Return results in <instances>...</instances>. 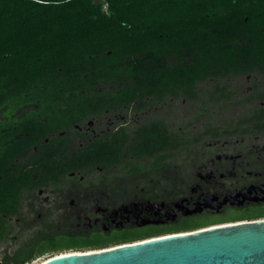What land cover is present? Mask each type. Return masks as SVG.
Returning <instances> with one entry per match:
<instances>
[{
  "label": "trees",
  "instance_id": "obj_1",
  "mask_svg": "<svg viewBox=\"0 0 264 264\" xmlns=\"http://www.w3.org/2000/svg\"><path fill=\"white\" fill-rule=\"evenodd\" d=\"M247 75L264 77V0H0V239L8 231L2 215L16 206V185L32 175L10 169L22 146L39 145L51 130L104 103L165 92L192 97L199 81L211 78L224 88L219 79ZM108 85L112 90L104 92ZM252 87L264 99L260 86ZM263 218L264 210L253 209L220 222ZM214 223L181 217L139 230L57 234L7 260L24 264L45 251L104 249Z\"/></svg>",
  "mask_w": 264,
  "mask_h": 264
},
{
  "label": "flooded vegetation",
  "instance_id": "obj_2",
  "mask_svg": "<svg viewBox=\"0 0 264 264\" xmlns=\"http://www.w3.org/2000/svg\"><path fill=\"white\" fill-rule=\"evenodd\" d=\"M232 78L218 80L224 88L211 78L199 81L192 97L165 92L141 102L104 103L100 111L51 130L39 145L22 146L10 169L25 179L32 175L16 185V206L12 215H2L8 231L0 242L22 218L100 223L99 229L109 231L165 225L181 217H204L219 225L249 210H264V150L248 151V157L224 150L231 139L264 137V99L252 81L246 88L232 87L227 83ZM260 89L264 92V86ZM240 104L247 110L227 117L226 109ZM28 110L24 105L20 113ZM205 143L215 155L204 171L184 176L166 167L172 154L197 152ZM44 145L47 149L40 151ZM117 172L139 175L151 186L134 184L131 193L122 184L107 183ZM155 176L169 182L158 194Z\"/></svg>",
  "mask_w": 264,
  "mask_h": 264
},
{
  "label": "water",
  "instance_id": "obj_3",
  "mask_svg": "<svg viewBox=\"0 0 264 264\" xmlns=\"http://www.w3.org/2000/svg\"><path fill=\"white\" fill-rule=\"evenodd\" d=\"M40 264H264V218L64 254Z\"/></svg>",
  "mask_w": 264,
  "mask_h": 264
},
{
  "label": "rangeland",
  "instance_id": "obj_4",
  "mask_svg": "<svg viewBox=\"0 0 264 264\" xmlns=\"http://www.w3.org/2000/svg\"><path fill=\"white\" fill-rule=\"evenodd\" d=\"M105 10V6L103 7ZM250 82L263 87L264 86V77H250ZM247 80V77H233L227 83L231 84L232 87L246 88L250 85V82ZM241 93L240 91L237 94ZM232 102V99L231 101ZM178 106V105H177ZM181 112L186 111V107L178 106ZM246 106L244 104L232 105L229 106L225 112L228 116H232L233 113L245 112ZM185 119V118H184ZM189 120V119H188ZM181 121V118H179ZM179 121L177 123H179ZM242 139V140H241ZM205 143L203 147H199L196 151H187V152H176L172 154L167 163V168L171 169L173 172L180 173L184 176L191 174V172H202L208 167V164H214V155L213 149L207 147ZM223 144V143H222ZM221 148V144L218 145ZM224 150L235 152L239 155V152H243V156H251L246 153L248 151L255 150H264V137L256 140L253 136L241 137L240 139H231L225 143ZM238 160V159H237ZM236 160V161H237ZM171 171V172H172ZM170 172V171H169ZM231 172H227L226 175L230 177ZM206 175V174H205ZM157 176H155L156 184L154 185L155 193L158 194L161 189L168 188L169 182L157 181ZM228 178V179H229ZM228 179H226L228 181ZM218 179L211 181V183L217 182ZM107 183H119L128 190L127 192H133L132 187L134 184L140 183L144 186H151L146 178H141V176H132L126 175L125 173L117 172L112 174L106 181ZM160 182V183H158ZM220 182V181H219ZM219 221V220H216ZM221 221V220H220ZM89 225V227L87 226ZM100 223H79V222H63V221H52L50 218H22L18 221H13L11 225V231L8 233L6 239L3 242H0V264H10L7 258L17 253L20 249L27 246L28 244L35 242L38 238L46 239L48 237H53L57 234L73 237L83 235L91 230L99 229ZM208 228V227H205ZM203 229V228H202ZM200 230V229H198ZM112 248L108 247L107 249ZM89 250L84 249H62L57 251H45L40 254L35 255V257L30 260L28 263L24 264H40L50 258L55 256H60L62 254L77 253V252H86Z\"/></svg>",
  "mask_w": 264,
  "mask_h": 264
},
{
  "label": "bare ground",
  "instance_id": "obj_5",
  "mask_svg": "<svg viewBox=\"0 0 264 264\" xmlns=\"http://www.w3.org/2000/svg\"><path fill=\"white\" fill-rule=\"evenodd\" d=\"M77 253H80V252H77ZM70 254V253H69ZM62 255H64V254H62ZM61 256V255H60Z\"/></svg>",
  "mask_w": 264,
  "mask_h": 264
}]
</instances>
